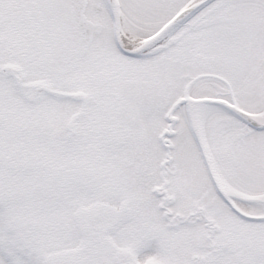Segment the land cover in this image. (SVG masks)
<instances>
[{"label":"snow or ice","instance_id":"1","mask_svg":"<svg viewBox=\"0 0 264 264\" xmlns=\"http://www.w3.org/2000/svg\"><path fill=\"white\" fill-rule=\"evenodd\" d=\"M0 264H264V0H0Z\"/></svg>","mask_w":264,"mask_h":264}]
</instances>
